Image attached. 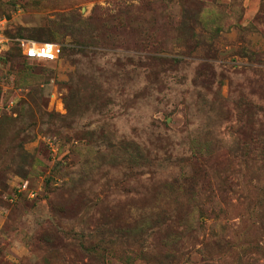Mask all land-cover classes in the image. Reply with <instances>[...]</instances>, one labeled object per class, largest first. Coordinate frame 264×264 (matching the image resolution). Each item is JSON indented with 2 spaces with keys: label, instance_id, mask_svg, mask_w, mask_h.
I'll return each instance as SVG.
<instances>
[{
  "label": "rangeland",
  "instance_id": "obj_1",
  "mask_svg": "<svg viewBox=\"0 0 264 264\" xmlns=\"http://www.w3.org/2000/svg\"><path fill=\"white\" fill-rule=\"evenodd\" d=\"M0 20V264H264V0H0Z\"/></svg>",
  "mask_w": 264,
  "mask_h": 264
},
{
  "label": "built area",
  "instance_id": "obj_2",
  "mask_svg": "<svg viewBox=\"0 0 264 264\" xmlns=\"http://www.w3.org/2000/svg\"><path fill=\"white\" fill-rule=\"evenodd\" d=\"M5 22L0 20V56L10 49L12 40L4 33ZM24 55L33 61L56 62L61 56V47L54 43L21 42ZM23 189L26 186H22Z\"/></svg>",
  "mask_w": 264,
  "mask_h": 264
},
{
  "label": "trees",
  "instance_id": "obj_3",
  "mask_svg": "<svg viewBox=\"0 0 264 264\" xmlns=\"http://www.w3.org/2000/svg\"><path fill=\"white\" fill-rule=\"evenodd\" d=\"M43 43H46V42H43ZM62 54H63V52H62V48H61V56H62ZM61 56H60V57H61ZM25 58H26V57H25ZM26 59H27V58H26ZM28 60H29V59H28Z\"/></svg>",
  "mask_w": 264,
  "mask_h": 264
}]
</instances>
